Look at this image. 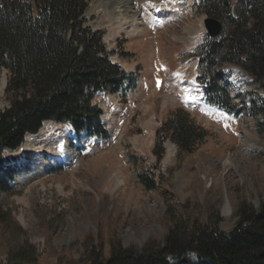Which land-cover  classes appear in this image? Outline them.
I'll list each match as a JSON object with an SVG mask.
<instances>
[{"label":"rangeland","instance_id":"1","mask_svg":"<svg viewBox=\"0 0 264 264\" xmlns=\"http://www.w3.org/2000/svg\"><path fill=\"white\" fill-rule=\"evenodd\" d=\"M112 1L90 0L87 24L104 31L110 58L137 74V85L125 96L98 92L93 98L103 109L109 137L71 129L70 145H61L63 158L56 161L45 152L40 167L34 164L40 144L27 140L28 134L21 145L26 142L31 153L18 157L12 149L4 151L0 171L10 166L17 174L11 190H0V207L12 213L0 218V264H9L13 238L28 237L45 263L69 264L100 248L109 255L119 244L140 251L158 248L175 221L189 230L209 225L230 231L242 203L259 209L264 202V111L251 107L264 89L245 69L225 61L221 68L231 97L244 103V110L233 116L205 102L197 53L208 36V14L199 0H122L140 14L144 30L135 33L132 26L114 29ZM157 3L167 12L143 21ZM193 26L197 29L191 31ZM179 77V88L171 90ZM6 87L3 68L0 112L9 106ZM177 110L187 112L206 136L191 151L167 139L159 159L158 129ZM187 258L174 263L209 264L194 253Z\"/></svg>","mask_w":264,"mask_h":264},{"label":"trees","instance_id":"2","mask_svg":"<svg viewBox=\"0 0 264 264\" xmlns=\"http://www.w3.org/2000/svg\"><path fill=\"white\" fill-rule=\"evenodd\" d=\"M89 2L0 0V69L7 72L9 98V106L0 112V163L6 149L18 148L46 120L70 122L77 132L109 137L101 120L103 109L93 98L98 92L125 96L136 87L138 76L112 61L104 31L87 24ZM199 6L224 25L219 36H207L198 49V79L205 100L238 116L244 103L233 101L221 67L225 61L242 67L264 89V0H199ZM251 107L263 112L264 96L252 99ZM205 136L187 112L177 110L158 129L155 153L162 158L167 139L181 151H191ZM16 174L10 166L0 171V190H11ZM143 181L154 187L153 182ZM239 213L230 231L209 225L189 230L175 221L158 248L140 251L119 244L109 255L100 248L70 263L175 264L194 253L198 261L209 264H264V202L259 209L242 203ZM3 214L11 217L12 213L0 207V218ZM7 257L9 264H48L28 237L13 238Z\"/></svg>","mask_w":264,"mask_h":264},{"label":"bare ground","instance_id":"3","mask_svg":"<svg viewBox=\"0 0 264 264\" xmlns=\"http://www.w3.org/2000/svg\"><path fill=\"white\" fill-rule=\"evenodd\" d=\"M112 2L113 5L111 6V8H112V20L114 24V29L118 28L117 30L119 29L123 30L125 28L132 26L134 33L144 30V28H142V26L140 25L141 24L140 14L133 9V6L131 5L126 6L122 0H113ZM165 12H167L165 4L163 5L162 3H157L152 7V11L148 10V12H145L143 16V21L149 20L154 14H165ZM191 29H192L191 31H193V29L194 30L197 29V26H193L191 27ZM117 30L116 32H118ZM180 75H184V73L182 72ZM181 80H182L181 77H179V79L172 80V84L170 86L171 90L176 87L179 88ZM70 132H71V126L69 123H60L57 121L55 122L54 120H46L44 121L43 126L41 127L38 133L28 134L27 140H30V142H35L36 145L40 144L38 149H34V152L38 154L37 159H39L37 162H34L35 167L38 166L40 167L43 163L47 161V158L44 154L45 152L46 153L51 152L53 154L52 158L55 159L56 161L59 158H63L61 145L63 144V142H65V145L67 146L70 145V136H69ZM13 151H14V155L16 152L17 153L16 156L21 157L25 154V152L26 154H28V152L31 153L33 149H31L27 145V143L24 142L23 146L21 145ZM172 153H173V149L170 148L168 155L166 157L167 161H169V159L172 157L171 156ZM227 208H229V204H227Z\"/></svg>","mask_w":264,"mask_h":264},{"label":"water","instance_id":"4","mask_svg":"<svg viewBox=\"0 0 264 264\" xmlns=\"http://www.w3.org/2000/svg\"><path fill=\"white\" fill-rule=\"evenodd\" d=\"M237 14H238L237 9L234 6V15L236 16ZM205 27L210 37H216V36H219L223 32L224 25L220 19L216 17H212V16H206Z\"/></svg>","mask_w":264,"mask_h":264},{"label":"snow or ice","instance_id":"5","mask_svg":"<svg viewBox=\"0 0 264 264\" xmlns=\"http://www.w3.org/2000/svg\"><path fill=\"white\" fill-rule=\"evenodd\" d=\"M193 99H195L194 97H193ZM227 126V125H226Z\"/></svg>","mask_w":264,"mask_h":264}]
</instances>
